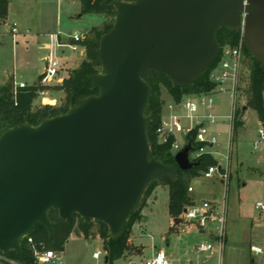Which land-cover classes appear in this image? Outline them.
<instances>
[{
  "label": "water",
  "instance_id": "obj_1",
  "mask_svg": "<svg viewBox=\"0 0 264 264\" xmlns=\"http://www.w3.org/2000/svg\"><path fill=\"white\" fill-rule=\"evenodd\" d=\"M113 6L114 25L97 51L102 73L92 78L98 95L38 126L21 124L0 135L4 255L20 254L22 240L38 224L52 235V210L67 223L76 214L86 223L101 222L117 240L152 183L176 182L178 170L198 167L190 159L191 143L175 155L174 164L153 156L147 72L165 74L179 88L194 84L216 61V35L224 28L240 32L264 68V0H135ZM4 118L0 114V123Z\"/></svg>",
  "mask_w": 264,
  "mask_h": 264
},
{
  "label": "rangeland",
  "instance_id": "obj_2",
  "mask_svg": "<svg viewBox=\"0 0 264 264\" xmlns=\"http://www.w3.org/2000/svg\"><path fill=\"white\" fill-rule=\"evenodd\" d=\"M8 21L11 24L14 22L18 24L20 34L14 42L7 28L0 24V87L10 82L14 88L15 81L12 78L2 83L8 73L15 74L18 81L32 82L44 70L49 54L50 35L61 34L62 37H68L79 33L83 34L86 40L94 37L92 32L94 28L103 31L106 25L113 22L112 18L104 15H83L78 0H10L8 17L3 23L6 24ZM58 56L63 65L58 81L52 87L62 85L72 72L71 69L80 66V62L85 59V55L81 56L67 49L63 53L59 52ZM246 64L247 57L237 99V110L243 116L241 124L236 128L233 125L234 94L230 84L226 86L230 91L217 90L213 94L214 105L210 111L201 107L197 113L200 116L212 114L217 118L210 130L216 135L218 144L208 151L217 156L218 165L223 168L231 165L234 187L227 193L219 184L213 185L214 181L207 180L208 183L204 181L199 187L195 186L196 193L193 195L196 199H216L220 209L227 197L231 198L230 206L233 198L240 197L242 213L249 219L238 220L234 216L237 215V210L235 214L230 213L228 243L223 254L219 253L218 243H225L226 228L222 237L211 238L195 225L190 230L183 217V223L177 226L169 212V187L159 182L150 190L149 195L141 200L138 209L143 218L131 230L129 249L125 257L106 263V250L99 236L102 227L96 221H92L90 235L86 237L78 231L71 233L64 250L56 251L58 259L51 264H139L151 258L158 250L165 251L174 264H251V261L255 264H264V256L255 255L251 251L252 246L264 249V210L258 207V204L264 206V142L259 144L258 149L254 147L259 129L264 130V124L260 122L258 114L253 109L243 111L247 105L244 92L249 86L250 76ZM98 73H102V68ZM49 93L54 94L55 99L50 100L48 95L45 98L37 96L32 104L33 111L47 106L59 108L64 104V92ZM162 99L165 108L171 99L164 89ZM186 122L189 124L190 121ZM199 177H204V174ZM229 178L230 173L228 179H222L228 182ZM194 180L191 183H194ZM191 200L193 204L196 203L194 198ZM76 227L77 222L75 229ZM218 229L219 223L214 222L206 231L217 235ZM209 242L214 245V251L198 252L197 248L200 245ZM139 247L143 248L142 253ZM98 250L104 254L100 260H95L93 255Z\"/></svg>",
  "mask_w": 264,
  "mask_h": 264
},
{
  "label": "trees",
  "instance_id": "obj_3",
  "mask_svg": "<svg viewBox=\"0 0 264 264\" xmlns=\"http://www.w3.org/2000/svg\"><path fill=\"white\" fill-rule=\"evenodd\" d=\"M81 5V13L104 15L107 18H112L113 22L105 26L103 31L94 28L92 30L94 37L84 40L82 43L86 49L85 59L80 66L69 74L63 84L56 87L47 88L49 91H62L65 93L64 104L59 108L47 106L43 109L33 111L32 104L38 96V91L44 89L38 82L34 85H29L26 88L15 90L12 83H7L0 87V114L4 115V120L0 123V135L5 131L19 126L28 124L38 126L43 119L53 118L67 113L70 108L75 106L80 99H84L93 95H98L99 90L92 87V78L98 73L101 68V61L97 54L99 42L114 25L116 17V8L113 6L114 1L133 2L135 0H78ZM10 0H0V20H5L8 17V8ZM217 40L221 50L225 46L238 45L242 39L240 32L231 29H220L217 32ZM245 57L248 58L247 68L250 73L249 86L245 90L247 97L246 107L253 109L259 117V120L264 124V68L252 57L244 44ZM246 61V59H245ZM219 62V58L207 68L201 75L199 81L186 87L179 88L173 85L172 81L165 74L149 71L143 79L151 88V97L146 111V115L151 117V123L148 128V137L151 145L153 156L164 164H174V155L171 152V144L162 145L158 143L157 129L162 123L164 113V101L162 99V90H166L170 99L179 103L185 96L210 93L215 89V84L211 80V75ZM243 79V78H242ZM241 112L236 111L233 125L236 128L241 124ZM195 132L190 135L194 138ZM198 167L192 171L183 172L178 170V180L171 181L169 178L162 179L152 183L146 190L143 199L146 198L150 190L161 182L169 187V212L173 219H180L184 214L185 209L193 203L190 198L189 188L193 179L199 178L204 174L209 167L218 166L217 159L210 153L203 154L197 159ZM49 218L54 223L53 234L50 235L47 228L38 224L34 231L25 237L21 242V253L11 252L7 255L8 258L18 264H36L34 247L38 251H59L64 250L65 243L69 236L74 231L82 233L84 236L90 235L92 221L86 223L79 215H74L72 223H67L59 217L57 211H50ZM143 215H140V209L134 212L127 222L122 235L119 239L114 240L110 235L108 227L101 223L102 229L99 231V236L103 240L105 250L107 252L108 262H113L121 259L129 249V239L133 226L142 221ZM77 227L75 229V224ZM29 238L33 244L29 243ZM251 264H255L251 261Z\"/></svg>",
  "mask_w": 264,
  "mask_h": 264
},
{
  "label": "built area",
  "instance_id": "obj_4",
  "mask_svg": "<svg viewBox=\"0 0 264 264\" xmlns=\"http://www.w3.org/2000/svg\"><path fill=\"white\" fill-rule=\"evenodd\" d=\"M0 24L7 28V32L12 36L14 42L17 36L20 34L17 23L4 24L3 20H0ZM50 45L48 48L49 54L47 64L44 73L38 80V84L43 87L38 91V96L41 98L47 97L50 88L56 84L61 72L62 63L60 62L59 52L67 49L73 53H79L84 55L86 49L82 44L85 40L83 34H75L73 36L62 37L61 34L50 35ZM219 62L212 72L211 80L215 84V89L210 93H203L191 96H185L179 103L170 100L165 105L162 123L157 129L158 143L162 145L171 144V152L175 155L181 151L187 144L191 143L194 147V151L190 154V159L193 162H197L203 154L209 153L208 149L213 148L218 144L216 135L210 130V127L214 125L217 118L208 114L206 116H200L197 113L200 108L203 107L206 110H211L214 105L213 94L220 90V92L230 91L227 89V85H231L232 92L234 94V115L237 111V99L239 93V85L242 81V74L244 68V61L246 59L244 52L243 38L238 45L225 46L222 50L220 48ZM26 83H16L15 90L28 87ZM167 110V112H165ZM186 120H189L187 124ZM195 132L194 138H190V135ZM264 142V130L259 129L258 138L254 143L255 149H258L260 143ZM211 154V153H210ZM215 157V156H214ZM226 168L221 166H211L204 173V178H212L217 175L221 178L228 179L229 173ZM189 193L194 192V183L189 188ZM261 210H264L262 204H258ZM215 206L213 203L204 201L200 203H194L187 208V212L183 214V218L187 221L189 229L194 225L200 230H206V228L213 222L219 223V229L217 231L218 237H222L226 228V211L216 217L214 214ZM29 243L33 244L32 239L29 238ZM219 249L222 250L223 242H219ZM200 253H207L214 251V245L212 243H205L197 248ZM35 257L38 263L51 264L55 259H58V252L55 251H38L34 247ZM252 253L259 256H264V249L257 246L251 247ZM102 251L94 253L93 258L100 260L103 256ZM107 254V252H106ZM0 262L4 264H18L11 260L0 252ZM139 264H174L169 259L167 253L163 250H158L154 255Z\"/></svg>",
  "mask_w": 264,
  "mask_h": 264
},
{
  "label": "crops",
  "instance_id": "obj_5",
  "mask_svg": "<svg viewBox=\"0 0 264 264\" xmlns=\"http://www.w3.org/2000/svg\"><path fill=\"white\" fill-rule=\"evenodd\" d=\"M85 55V54H84ZM84 55H81V56H84ZM86 56V55H85ZM82 62V61H81ZM80 62V63H81ZM46 64H47V62L45 63V66H44V70L39 74V76L35 79V80H33L32 82H26V81H23V80H21V81H18V80H16V75L15 74H13V75H11V74H7V76L3 79V82L2 83H4L7 79H10V78H12L15 82V84L16 83H26L27 85H34V84H36L37 82H38V80L41 78V76H42V74L44 73V71H45V68H46ZM79 66V65H78ZM77 66V67H78ZM76 67V68H77ZM76 68H73V69H71V70H74V69H76ZM65 79V78H64ZM51 92V91H50ZM48 97H49V99L50 100H52L53 101V99H55L54 98V94H52V93H49L48 94ZM247 110H249V108H247L246 110H244V108H243V111H247ZM165 112H167V110H165ZM243 115H244V113H243ZM243 117V116H242ZM242 117H241V119H242ZM215 158L217 159V156H215ZM219 162V161H218ZM241 165H244V164H241ZM219 166H221L220 164H219ZM237 166H239L238 165V162H237ZM222 167V166H221ZM223 168V167H222ZM257 169V168H256ZM225 170H227L228 171V173H230V178H229V181L227 182V181H225V180H223L221 177H219V176H217V175H215V176H213L212 178H204V177H199V178H196L195 180H194V192H192V193H190V195H191V198L193 199H195V202L196 203H200V202H204V201H208V202H211V203H213V205L215 206V210H214V214H215V216L216 217H218V216H220L223 212H224V210L226 211V215H227V226H226V241H225V243L223 244V248H222V250H220L219 249V253H222L223 254V252H224V250H225V246L227 245V243H228V221H229V215H230V213L231 214H235L234 212H235V210H237V215L235 214L234 216L238 219V220H240V219H245V220H249V219H247L248 218V216L247 215H245V214H243L242 213V208H241V198L239 197V198H233V200H232V205L230 206V202H231V198H229L228 199V197H227V200H225V202L223 203V205H221V209L219 208L220 206H219V204H218V202L216 201V199H214V198H212V200H203V199H199V198H195L194 197V195L193 194H195L196 193V187H199L201 184H202V182H209V181H214L213 182V185L215 184H219L220 186H222L223 188H225V192H229V190L231 191V189H232V187H234V185H233V174H232V170H231V165L229 164V166L225 169ZM207 180H209V181H207ZM196 186V187H195ZM239 187V186H238ZM221 210V211H220ZM236 218H234V219H236ZM171 219L172 220H175V219H173L172 217H171ZM182 221L180 222V223H177L176 225L178 226V225H180L181 223H183V221H184V219H182V217L180 218ZM215 222H217V221H215ZM214 223V222H213ZM188 227H189V225H188ZM193 228H191L190 230H192ZM202 233H207V234H209V236L211 237V238H213L214 236L215 237H217L218 236V233H217V235L215 234V233H208L206 230H200ZM209 243H211V242H209ZM137 246V245H136ZM139 249H140V253H142V250H143V248H140L139 247ZM221 254V255H222ZM154 255V254H153ZM125 257V256H124ZM132 259V258H131ZM131 259L129 260L130 261V263H131Z\"/></svg>",
  "mask_w": 264,
  "mask_h": 264
}]
</instances>
